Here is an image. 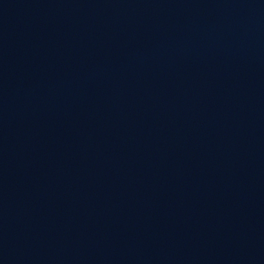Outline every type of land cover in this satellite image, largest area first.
Here are the masks:
<instances>
[{"label":"water","instance_id":"water-1","mask_svg":"<svg viewBox=\"0 0 264 264\" xmlns=\"http://www.w3.org/2000/svg\"><path fill=\"white\" fill-rule=\"evenodd\" d=\"M144 0H0V140Z\"/></svg>","mask_w":264,"mask_h":264}]
</instances>
